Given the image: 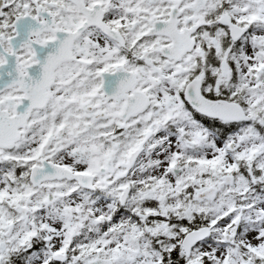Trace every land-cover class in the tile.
<instances>
[{
	"label": "snow or ice",
	"instance_id": "6c2138e0",
	"mask_svg": "<svg viewBox=\"0 0 264 264\" xmlns=\"http://www.w3.org/2000/svg\"><path fill=\"white\" fill-rule=\"evenodd\" d=\"M0 264H264V0H0Z\"/></svg>",
	"mask_w": 264,
	"mask_h": 264
}]
</instances>
